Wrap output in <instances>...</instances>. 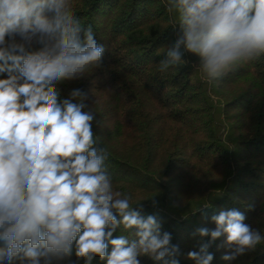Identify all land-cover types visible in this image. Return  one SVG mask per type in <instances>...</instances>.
<instances>
[{"label": "clouds", "instance_id": "clouds-1", "mask_svg": "<svg viewBox=\"0 0 264 264\" xmlns=\"http://www.w3.org/2000/svg\"><path fill=\"white\" fill-rule=\"evenodd\" d=\"M166 10L175 18V39L160 72L190 53L212 83L264 56V0H167ZM104 52L71 0H0V73L8 74L0 78V264H60L73 255L86 264L95 256L107 264H140L139 256L179 264V247L156 216H142L139 202L114 190L85 94L60 97L58 83L99 67ZM245 219L222 210L211 217L215 229L194 235L224 236L230 251L222 259L231 262L264 241ZM117 228L137 239L112 238ZM207 248L188 258L210 264Z\"/></svg>", "mask_w": 264, "mask_h": 264}, {"label": "trees", "instance_id": "trees-1", "mask_svg": "<svg viewBox=\"0 0 264 264\" xmlns=\"http://www.w3.org/2000/svg\"><path fill=\"white\" fill-rule=\"evenodd\" d=\"M71 2L82 28L91 26L105 52L99 67L57 87L61 99L75 89L85 94L84 110L94 113L92 129L109 153L114 190L139 202L134 208L142 216H156L161 233H170L179 247V264H196L187 254L202 245L213 255L210 264H264V241L229 262L222 259L230 251L224 236L194 235L200 227L215 229L211 217L220 211L236 209L264 236V56L212 83L190 53L181 66L160 72L175 39L167 0ZM122 234L137 239L121 228L112 238ZM60 264L86 262L73 255ZM90 264L107 261L95 256Z\"/></svg>", "mask_w": 264, "mask_h": 264}]
</instances>
